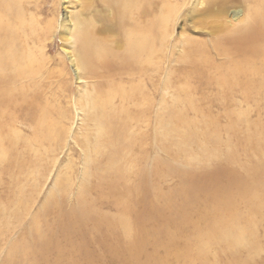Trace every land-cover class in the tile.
Segmentation results:
<instances>
[{"label": "rangeland", "instance_id": "obj_1", "mask_svg": "<svg viewBox=\"0 0 264 264\" xmlns=\"http://www.w3.org/2000/svg\"><path fill=\"white\" fill-rule=\"evenodd\" d=\"M153 1H136L133 20L147 24L156 9ZM221 1L225 6L221 17L204 18L199 12L208 6L207 0H157L165 21L160 27V45L156 44L159 49L147 60L143 76L135 70L132 75L121 72L115 66L110 71L99 67L98 75L78 67L71 22L75 17L91 18L95 29L106 28L100 18L108 16L110 9L101 0L27 1L26 17L33 21L35 33L30 42L34 72L24 84L25 99L0 106V264H203L189 259L188 251H184L188 237L182 236L192 232L194 225L195 208L189 204L190 193L187 195L191 181L186 177L192 172L191 121L199 117L196 112L204 116L202 121L198 119L199 124L209 125L215 141L228 136L224 130L227 120L238 121L242 142L236 153L241 159H247L253 144L260 148V154L251 153L261 163V182L254 187V198L263 207L258 214L248 212L252 198L243 192L241 195L248 197L237 196L238 203L234 199L238 216L232 215L237 219L234 225L252 229L245 241L255 245L259 254L246 258L247 252L240 251L239 255L237 250L243 246L216 253L219 249L214 243L209 250L210 261L264 264V0L214 3ZM145 8L153 15L138 20ZM234 11L240 12L237 20ZM202 19L208 23L224 21L233 27L244 23L253 26L250 34L257 30L262 33V55L255 61L257 72H246L244 80L235 77L232 82L238 88L216 80L235 56L233 53L226 58L212 48L215 40L221 42V49L227 47L226 36L205 34L199 25ZM115 21L120 22L118 18ZM110 30L108 33L116 38L117 30ZM189 37L207 41L209 74L196 65L194 58L203 56H193ZM238 62L244 63L241 59ZM234 88L240 94H233ZM125 90L129 92L127 102L120 98ZM101 100L108 101L102 107L106 111L103 114L95 103ZM181 112L186 119L183 123H179ZM249 135L250 142L246 138ZM219 139L209 148L217 163L212 167L221 178L224 171L218 166L224 163L227 148ZM180 168L188 182V204L178 198L183 180ZM157 194H162L160 199ZM179 203L187 220L182 230ZM221 204L217 212L223 211ZM122 217L132 224H128V232ZM247 221L252 224L245 225ZM222 224L223 220L218 229Z\"/></svg>", "mask_w": 264, "mask_h": 264}, {"label": "bare ground", "instance_id": "obj_2", "mask_svg": "<svg viewBox=\"0 0 264 264\" xmlns=\"http://www.w3.org/2000/svg\"><path fill=\"white\" fill-rule=\"evenodd\" d=\"M27 1L28 0H25V2L24 0H0V106L1 107L6 106L8 104H12L14 100L18 101L21 99H25L27 89L24 84H26L27 82H30V79L32 78V74L34 72L33 65L35 62L34 60L35 56H33L32 47L30 45V42L33 41L35 33H34L33 21L30 20V17L29 18L26 17L27 12H26L25 4L27 3ZM101 1L103 2L102 4H104L105 7H108L110 9L108 16L103 15L100 18L106 28L103 27L100 29L99 27V30L95 29L93 25V20L91 18L86 20L80 17H77V18L75 17V19H73V21L71 22L73 27H70V28H71V31L73 32H70V35L73 34V39H75L76 41L78 67L83 69V71L87 73L98 75L99 67L106 69L107 71H110L112 66H115L116 68L121 69V72H127L128 74L132 75L131 71L135 70L136 73H139L140 76H143L146 63L148 62L147 60L157 49H159V48H156L157 46L156 44H158L157 42L158 40H160V37H159L161 34L160 27L164 20V15L162 14L161 4L157 3V0H154V1L152 0L154 3L152 4L154 5V8H156L154 11V15L151 10L152 15H153L152 19H150V21L147 24L141 25L139 24L140 22L136 21L135 19H134L135 22H138V23L133 22L134 21L133 18L136 16L133 15L131 17L132 12H135L133 10L135 9L136 3L140 0H101ZM207 1H208V6L202 9L199 12V14L201 16H204V18H207L208 16L210 17V15L221 17V15L225 12V6L223 5V1H221L220 4L214 3V1L217 2V0H207ZM144 2H146L145 4H147L148 2H151V0H141V3H144ZM138 3L140 4V2ZM165 3L166 2L164 1V5H166ZM87 4L90 5L91 3H87ZM215 4H217L216 8L214 7ZM145 7L147 8L146 5ZM138 8H139V5L137 6L136 9L138 10ZM147 10L148 9L140 11L138 20L147 15H150V14H147L148 13ZM239 15H240L239 11H234L235 20L239 19ZM117 18L119 19L120 22H117V21L112 22L116 20ZM217 20H221V18ZM114 24L116 26H114ZM199 25H201L202 31L205 34L207 33L209 35H212L213 33H217V34L219 33L221 37H223L225 34L226 43L228 44L226 45L227 47L223 46V49H221L220 48L221 42L219 43L217 40H215V43L211 42L212 48L214 49L215 47V49L219 52L218 54L224 55L226 58H228L230 55H233L234 53V56H235L234 59H237V60L233 59L234 61L230 59V61H232L231 63L228 61L230 67L228 68L226 67L221 72L219 76L220 78H216L217 81L219 80V82H221L222 84L224 82L227 86H229L230 88H233V87H237L232 82L234 81L235 77H240V79L242 80L246 72L249 74H255L257 72L256 70L257 65L255 61L260 59V55H262V50H263L262 44H261L262 42L260 39L262 33L260 31L257 30L256 33L253 35V34H250L251 30L253 31L254 29L253 26H250L244 23L237 25V26L234 25L235 27H233L230 23L228 25L224 21H219L218 23H208L204 19L201 20V23H199ZM208 27H211L212 29L209 30ZM110 29L117 30L116 38L113 36L114 38L113 39L112 35L108 33V30ZM65 31L69 32L70 30L69 28H67V30ZM100 33H104L103 36L98 35ZM188 41L194 44V45L192 44V46L189 45L190 47L189 50L193 53V56L199 54L204 57V58L202 57L203 60L195 57L194 59H195L196 65L203 66L202 68L204 70V73L209 74L208 68L206 67L207 63L210 60L209 59L210 55L207 54L209 53L207 52V49H208L207 41L205 40L202 41L201 39L199 40L198 38L195 39L191 37L188 38ZM239 59L243 60L246 67L243 66L244 63L243 65H241L240 62H238ZM201 61H203L202 64H201ZM251 63L253 65L250 66ZM237 88L232 89V92H234ZM120 94H121L120 98L122 101H125V102L130 101V98L128 95L129 92H126L125 90V91H121ZM231 94H230V97H231ZM233 94H240V91L237 89L236 92ZM105 102L107 104L108 101L101 100L98 103L97 101H95V103L97 104V107H99V109L102 111L100 112L101 114L106 112L103 109ZM183 113L181 112L179 114V119H180V122L178 121L179 123H183L184 120L186 121V119H184ZM0 114H1V110H0ZM196 114L199 115V117ZM196 114L195 115L197 117L195 121L194 120L191 121V124H194L193 125L194 129L191 132L192 133L191 141L194 144L193 157H191L192 161L190 163L192 172H191V175L189 174L190 176L186 177V178L190 177L189 179L191 183L189 182L190 184H188V182L187 183L185 182L184 180V175L186 176V174H184L185 171L184 170L182 171V169L180 168V179L181 180L183 179V180L179 182L180 187L178 186L179 188L178 198H180L181 201L185 202V200H187L185 197H186V190L188 188L186 185L187 184L190 185V188H188L187 190V195L188 193H190V197L189 195L188 197L190 198L191 203L189 202L188 203L192 204L193 210L195 208L194 210L195 215L192 216V219H194V225H192L193 227L190 228L192 229V232H190L189 234L182 235L183 238L188 237L186 240V243L184 241L183 242L185 243L184 251H188L187 254H189L190 258L188 257L187 254L185 253L183 254H185L187 258H189L190 260L198 259L203 264H213L214 262L210 261V257H209L210 251L209 250H210L211 245L212 244L214 245V243L217 245L216 247L219 249L216 251V253L218 251L220 252L227 251L231 247H237L238 249L241 246H243L241 249L237 250V253L238 252L240 253V251L243 253L247 252L246 258L248 255L259 254V250H257L258 248L255 245L248 244L245 241V235L247 231H251L252 229L251 230L248 229L249 227L247 228V226H243V227L238 226L239 224L234 225L235 222L233 221L237 219L232 218V215L235 216L237 214L234 211V209L237 208L236 206L234 207V203H233L234 199H236V202H237L238 197L240 198L248 197V196L247 197L245 196V193H244V196L241 195L243 192H247L248 195L251 194L252 202L250 201L249 208L248 206H246L249 210L248 212H250L251 214L252 213L258 214V212L261 211L260 208L263 207L262 206L263 204H259V202H257L254 198V194H256L254 193V187L255 186L257 187V185H259L261 182L259 179V173H258V171L260 170L259 168L261 167V163L259 162V160L255 159L254 158L255 156L251 153L252 150H254L255 152H258L260 154V148L257 146L256 143L255 144L250 143V146L251 144H253L252 145L253 147L250 149V152L247 153L248 154L247 159L246 160L241 159L240 155L236 153L237 150L241 148L240 147L239 149H237L238 146L241 145L240 142H242V136L241 134H238V128H237L238 121L232 119L229 122L227 120L226 121L227 124L224 125V130L225 132L229 133L228 136L225 138L224 141L222 139H219V137H217V140H216V141H218V139L221 140L227 148L226 155H225V161L224 163L218 166L222 168L221 170L224 171V173H222L223 177H221L223 180L220 181L221 178L216 177L219 173V172L218 173L216 172L217 168L212 167L213 165L217 163L215 162V160L213 159V156L211 155L213 154L211 153L212 152L211 146L209 148V144L213 143L214 135L210 132L209 125L206 126L207 125L206 123L203 122L204 128L203 126H200L198 119L201 117L200 121H202L205 118L203 115L197 112ZM100 126H101L100 129H102L103 128L102 125ZM180 126L177 128L180 129ZM180 136H179L180 138L182 139L184 138L183 134H180ZM247 137H248L247 139L248 141L251 140L250 135L246 136V138ZM247 140L245 139V141ZM181 151H182V147H181ZM243 151L245 153L246 150H243ZM178 156L180 155L178 154ZM189 172H190V169H189ZM177 174L179 175V173ZM220 175H221V172H220ZM186 181L188 180L186 179ZM127 190L128 189H126V192ZM218 193L219 194L221 193L222 195H219ZM157 195H158V199H160V195L162 194H157ZM155 198H157V196ZM161 198L166 199V196L161 197ZM155 203L158 204L157 202ZM182 203H179V205L181 206L179 229L181 230L185 228L184 225L187 221L185 219V216H182V213L185 212L184 206L182 205ZM185 203H187V201ZM221 203L223 204V208H222L223 211L217 212L216 207L219 206V204ZM168 204L170 203L168 202ZM243 207L244 206H242L241 208ZM217 210L219 211V209ZM236 216H238V214ZM189 217H187V219ZM246 217H249V216H246ZM252 217L255 218L254 215H252ZM255 219H253V221ZM222 220H223V224L221 226L222 228L218 229L220 227L219 224H221ZM248 220L250 221L249 218ZM121 223L125 227L124 228L125 231L128 232L129 227H130L129 225L131 223L129 224L126 218L123 219V217L121 219ZM247 223L248 221L245 223V225ZM162 224L163 223H161V225ZM250 224H252V221L251 223H248V225ZM174 227H175V224H174ZM177 235L180 240V235L178 233ZM234 251H232V253ZM254 256H257V255H253V257Z\"/></svg>", "mask_w": 264, "mask_h": 264}]
</instances>
